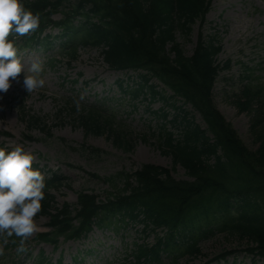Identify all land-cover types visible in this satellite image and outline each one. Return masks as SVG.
I'll use <instances>...</instances> for the list:
<instances>
[{
  "label": "trees",
  "instance_id": "obj_1",
  "mask_svg": "<svg viewBox=\"0 0 264 264\" xmlns=\"http://www.w3.org/2000/svg\"><path fill=\"white\" fill-rule=\"evenodd\" d=\"M68 1L21 0L44 23ZM40 4L52 10L42 14ZM85 4L91 5L88 12L83 10ZM208 8L209 0H78L74 13L83 23L73 26L71 16L62 20L63 35L68 38L62 44L63 52L75 57L78 46L107 47L101 55L111 69L146 70L150 76L140 75L141 89H148L153 98L160 97L154 85H147L151 77L158 79L192 105L206 128L187 122L179 138L166 133L164 140L158 139L164 153L172 158V168L180 165L191 181H177L168 169L142 165L131 175L123 173L111 179L114 189H118L117 179L123 180L124 188L106 203L97 204L95 195L80 192L77 208L72 211L65 204L58 209L52 205L54 197L44 194L38 215L50 217L51 231L38 235V239L56 247L59 237L79 239L92 225L116 229L118 224L126 225L125 219L136 222L142 216L155 227L166 228L167 233L150 248L138 247L134 256L137 264H163L162 254H173L171 262L176 264L184 254H199V239H208L215 232L245 240V251L264 259V126L252 120L250 133L259 146L249 150L212 102L215 77L219 70L229 67V62L222 66L215 63L220 47L212 39L204 41L199 36L192 55L187 57L175 43V30L189 35L196 20L203 23ZM90 14L100 16V25L90 21ZM140 93L133 92L132 97ZM242 94L245 101L235 104L238 110L249 111L251 100L259 98L260 91L249 86ZM22 116L30 127L39 124L38 118L25 113ZM80 122L87 132L98 135L107 130L116 144L126 151L132 149L124 134L113 130L112 119L99 111H89ZM47 184L61 185V179L55 176L45 181Z\"/></svg>",
  "mask_w": 264,
  "mask_h": 264
},
{
  "label": "rangeland",
  "instance_id": "obj_2",
  "mask_svg": "<svg viewBox=\"0 0 264 264\" xmlns=\"http://www.w3.org/2000/svg\"><path fill=\"white\" fill-rule=\"evenodd\" d=\"M54 19H59V15L54 16ZM199 34L205 39L218 38L221 44L218 63L231 61L230 68L217 78L212 91L213 102L244 145L254 151L259 144L250 134L252 118L260 117L264 126V0H212L202 26L197 21L187 36L180 29L176 30V42L186 56L192 54ZM58 53L50 58H55ZM20 55L25 71L33 60L38 59L42 63L43 71L39 73V78L45 84L27 93L21 85L13 82L6 94L0 93V145L7 151L21 145L35 157L32 164L34 170L46 172L49 169L67 178L66 187L52 191L57 208H61L64 203L75 204L76 192L79 190L93 191L98 195L108 190L106 184L93 180L87 173L112 177L121 171H134L142 164L171 169V157L159 148L158 137L161 129L173 131L175 137L180 135L181 128L174 127L171 120L176 112L169 107L163 109L160 101H153L149 97L146 100H133L129 94L123 93L116 81H123V89L126 82L127 87H135L140 83L132 71L127 75L111 71L96 48H79L76 60L69 62L70 59L64 55L52 68L47 63L49 54L44 51L34 50ZM20 79L22 82L23 74ZM74 80L76 82H72ZM247 84L262 87V98L254 99L252 112H239L234 101L243 99L240 92ZM21 94L25 97L24 105L30 114L43 119L46 125L44 131L35 127L29 130L20 120L14 97ZM67 101L69 105H66ZM73 104L76 105L75 112L70 111ZM93 106L114 121L116 131L122 129L127 132V139L133 146L131 152L123 151L109 134L85 135V129L78 120L84 109ZM160 109L159 116L150 114ZM186 109L189 107L186 106ZM162 114H166L167 120L161 117ZM191 116L192 120L189 121L204 128L199 115ZM25 136L31 137L32 141L26 140ZM82 145L87 149H98L101 153L97 155L84 151L80 148ZM35 165L39 167L35 169ZM171 173L177 180H189L180 167ZM35 220L41 231L48 230L46 218ZM142 229L141 225L133 224L127 229L121 227L118 231L94 229L84 240H60L57 250L48 245H37L29 239L31 242L25 245L26 252L11 255L12 258L0 256V264H37L36 258L40 252L52 263L61 258L63 264H73V258L76 257L78 264H126L129 260L126 256L134 243L153 242V236ZM1 240L0 246H3V238ZM198 246L200 256L180 258L178 264H205L224 251L235 253L224 262L212 264H264L245 253V242L230 236L214 234L208 239H200ZM168 260L164 258L163 262L168 263Z\"/></svg>",
  "mask_w": 264,
  "mask_h": 264
},
{
  "label": "clouds",
  "instance_id": "obj_3",
  "mask_svg": "<svg viewBox=\"0 0 264 264\" xmlns=\"http://www.w3.org/2000/svg\"><path fill=\"white\" fill-rule=\"evenodd\" d=\"M39 24V14L26 9L21 0H0V93L6 94L13 82L27 93L44 86L45 81L39 78L42 63L33 60L25 71L19 50L8 39L13 33L19 37L30 35ZM34 161L35 157L21 145L10 151L0 148V238L6 245L7 238L17 237L18 253L26 252V241L41 231L35 218L42 210L45 177L32 168ZM3 255L0 246V256Z\"/></svg>",
  "mask_w": 264,
  "mask_h": 264
}]
</instances>
